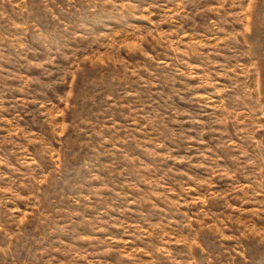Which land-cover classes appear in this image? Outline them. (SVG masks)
Here are the masks:
<instances>
[{"label": "rangeland", "instance_id": "374dc122", "mask_svg": "<svg viewBox=\"0 0 264 264\" xmlns=\"http://www.w3.org/2000/svg\"><path fill=\"white\" fill-rule=\"evenodd\" d=\"M0 264H264V0H0Z\"/></svg>", "mask_w": 264, "mask_h": 264}]
</instances>
